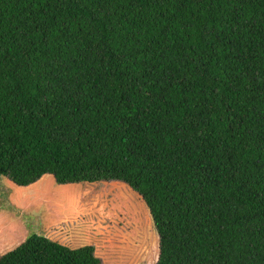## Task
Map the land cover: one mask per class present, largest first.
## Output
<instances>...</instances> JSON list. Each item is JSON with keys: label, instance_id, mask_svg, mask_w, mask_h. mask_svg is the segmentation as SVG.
<instances>
[{"label": "trees", "instance_id": "obj_1", "mask_svg": "<svg viewBox=\"0 0 264 264\" xmlns=\"http://www.w3.org/2000/svg\"><path fill=\"white\" fill-rule=\"evenodd\" d=\"M117 180L154 264H264V0H0V176ZM0 264H103L31 233Z\"/></svg>", "mask_w": 264, "mask_h": 264}, {"label": "rangeland", "instance_id": "obj_2", "mask_svg": "<svg viewBox=\"0 0 264 264\" xmlns=\"http://www.w3.org/2000/svg\"><path fill=\"white\" fill-rule=\"evenodd\" d=\"M40 233L71 247L93 244L103 264H154L157 236L145 205L122 181L29 185L0 176V254Z\"/></svg>", "mask_w": 264, "mask_h": 264}]
</instances>
